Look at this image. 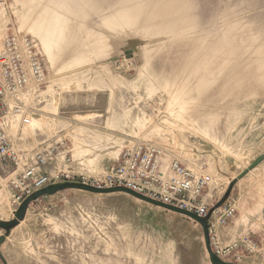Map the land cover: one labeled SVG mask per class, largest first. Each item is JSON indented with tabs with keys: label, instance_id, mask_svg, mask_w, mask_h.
<instances>
[{
	"label": "rangeland",
	"instance_id": "obj_1",
	"mask_svg": "<svg viewBox=\"0 0 264 264\" xmlns=\"http://www.w3.org/2000/svg\"><path fill=\"white\" fill-rule=\"evenodd\" d=\"M5 34L33 40L45 74L9 104L8 138L49 153V174L91 184L153 144L210 176L212 208L264 153V0H4ZM224 204L213 243L238 247L220 259L264 264V161ZM28 220L0 264H210L197 223L123 193L64 191Z\"/></svg>",
	"mask_w": 264,
	"mask_h": 264
},
{
	"label": "built area",
	"instance_id": "obj_2",
	"mask_svg": "<svg viewBox=\"0 0 264 264\" xmlns=\"http://www.w3.org/2000/svg\"><path fill=\"white\" fill-rule=\"evenodd\" d=\"M3 6L4 0H0V8ZM44 83L41 55L33 40L26 36L3 35L0 40V164L4 170L10 166L16 170L22 168L15 175H8L4 185L10 195L13 214L34 192L51 184L73 182L68 175L47 173L46 167L51 160L49 153H38L31 157L21 155L8 138L9 104L18 100L27 90ZM210 184L209 175L186 168L177 159H167L162 147L136 143L124 150L117 164L111 166L102 179L87 185L126 188L153 201L206 217L211 209L208 203ZM233 211L224 204L211 214L208 221L211 249L219 258L231 254L238 247L236 243L227 248L219 247L213 243L215 236H212L215 228L226 226L233 217Z\"/></svg>",
	"mask_w": 264,
	"mask_h": 264
},
{
	"label": "water",
	"instance_id": "obj_3",
	"mask_svg": "<svg viewBox=\"0 0 264 264\" xmlns=\"http://www.w3.org/2000/svg\"><path fill=\"white\" fill-rule=\"evenodd\" d=\"M263 161H264V153L258 156L244 171H242L232 182H230L228 189L226 193L224 194V196L222 197V199L210 209L206 217H198L194 214H191L179 208L153 201L145 196H142L126 188H121V187L97 188V187H93V186H90L84 183H78V182H63V183L51 184L49 186L42 188L41 190L34 192L29 197H27L21 203L18 209L14 212L13 218L10 221L0 220V231L4 233L3 235L0 236V247L5 242V239L9 237L11 231L14 230L17 226H19L25 220V217H26V214H27V211L30 205L41 198L51 197L58 193H61L64 191H70V190L83 191V192H87V193L95 194V195H109V194H115V193H123L141 202L147 203L154 207H158V208L164 209L166 211H169L175 214L182 215L194 221L202 228L203 237H204V245H205V249L208 255L209 263L210 264H231V263H227L221 260L215 253L212 252L211 245H210V235H209V230H208V221L211 217V214L215 210L223 206L224 203L227 201L234 185L238 181L242 180L245 176H247L256 167H258Z\"/></svg>",
	"mask_w": 264,
	"mask_h": 264
},
{
	"label": "crops",
	"instance_id": "obj_4",
	"mask_svg": "<svg viewBox=\"0 0 264 264\" xmlns=\"http://www.w3.org/2000/svg\"><path fill=\"white\" fill-rule=\"evenodd\" d=\"M19 154L25 155L24 152H19ZM21 169L22 168L19 167L16 170L13 166H10L6 170H4L0 164V185L2 186V189H0V220L1 221H10L13 218V213H12V209L10 206V195L4 189V185L6 183V177L10 174L15 175L19 173ZM31 205L28 208L25 220L19 226H17L14 230L11 231L9 237L5 239V242L3 244H19V242H16L17 236L21 234L27 227V223L29 221L28 215L31 209ZM25 244H31V243H25Z\"/></svg>",
	"mask_w": 264,
	"mask_h": 264
}]
</instances>
